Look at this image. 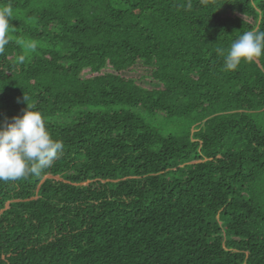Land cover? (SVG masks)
<instances>
[{
  "label": "trees",
  "instance_id": "1",
  "mask_svg": "<svg viewBox=\"0 0 264 264\" xmlns=\"http://www.w3.org/2000/svg\"><path fill=\"white\" fill-rule=\"evenodd\" d=\"M9 3L0 123L28 103L64 149L0 182V264H264V55L217 53L264 0Z\"/></svg>",
  "mask_w": 264,
  "mask_h": 264
},
{
  "label": "clouds",
  "instance_id": "2",
  "mask_svg": "<svg viewBox=\"0 0 264 264\" xmlns=\"http://www.w3.org/2000/svg\"><path fill=\"white\" fill-rule=\"evenodd\" d=\"M13 18L14 10L10 3L0 6V54H4L11 42ZM36 47L35 42L28 45L32 51ZM217 53L224 57V68L228 71L237 70L242 62L253 63L264 55V30H247L233 40L226 52L217 49ZM24 61V55L17 58L18 63ZM27 99L24 94V102L27 103ZM17 102H20L19 98ZM63 149V142L54 139L46 127L42 113L27 103L23 115L12 117L11 122L5 118L0 123V182L39 177L54 165Z\"/></svg>",
  "mask_w": 264,
  "mask_h": 264
},
{
  "label": "rangeland",
  "instance_id": "3",
  "mask_svg": "<svg viewBox=\"0 0 264 264\" xmlns=\"http://www.w3.org/2000/svg\"><path fill=\"white\" fill-rule=\"evenodd\" d=\"M106 71L108 69H105ZM127 75H131L133 77H136L137 75L142 73V68L140 66H135L132 70L126 71L125 72ZM82 77H88V76H92L94 75L93 73H90L89 71H87L86 69L81 71L80 74ZM56 178V177H55ZM87 181L83 182V184H85ZM5 207H7V202L5 203Z\"/></svg>",
  "mask_w": 264,
  "mask_h": 264
}]
</instances>
